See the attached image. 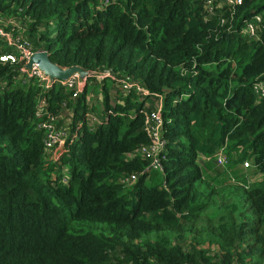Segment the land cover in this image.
Returning <instances> with one entry per match:
<instances>
[{"label":"trees","instance_id":"trees-1","mask_svg":"<svg viewBox=\"0 0 264 264\" xmlns=\"http://www.w3.org/2000/svg\"><path fill=\"white\" fill-rule=\"evenodd\" d=\"M206 5L0 0L5 31L92 73L73 97L0 61V264H264V98L252 88L264 80V0ZM11 51L0 36V55ZM122 78L147 93L118 89ZM50 130H68L57 158ZM247 161L260 174L249 183ZM231 170L240 179L222 178Z\"/></svg>","mask_w":264,"mask_h":264},{"label":"built area","instance_id":"built-area-1","mask_svg":"<svg viewBox=\"0 0 264 264\" xmlns=\"http://www.w3.org/2000/svg\"><path fill=\"white\" fill-rule=\"evenodd\" d=\"M242 0H207V9L212 12V9L214 8V4L216 3H222L228 6H231L234 8L237 4H240ZM255 20L259 22L260 16L255 15ZM248 35L251 37H256V27L252 21H247L246 27L244 29ZM0 36L5 40L7 45L9 47L13 48V51L8 53H2L0 55V61L1 62H8L11 64H17L18 63V72L20 73L23 80L27 79H34L40 85H42L44 88H50L54 84L63 85V87L67 88H73L75 91L72 93L73 97H76L78 93H80L85 85V80L87 77L91 76L92 73H89L87 76H85L83 79L79 77L78 74H73L71 77H69L66 80H54L51 81L47 76L43 74V72L35 65H31V67H27V64L30 61V58L32 54L36 51L31 48L27 43H24L19 36L13 37L10 32L5 31L2 27H0ZM65 68V67H62ZM95 76L97 80H103L106 77H111V73L109 71H96ZM117 88L122 91H142V93H147V91H144L138 84H136L133 80L129 78H122L120 80H117ZM253 91L255 95L258 98H264V80H257L253 83ZM90 98L86 100V102L90 103ZM83 118L86 119L88 124H95L100 123V119L97 115L93 114L92 112L86 111L83 113ZM153 120L155 122V126L151 128L152 136H153V146L151 147L150 151L153 155H158L159 158H154L153 160V166L161 168V162L160 160L165 157V154L163 152L164 148V140L160 137V126H161V119L158 114H155L153 117ZM78 126H80V123H77ZM76 133V131L74 132ZM76 134H73L72 137L69 139V142H72L75 138ZM68 138V130H50L47 136V139L45 140V145L47 149L49 150V153L52 154L54 158H57L64 146H66V141ZM161 152V155H160ZM163 152V154H162ZM218 156V162L224 163V157H222V154L219 152ZM251 166L250 162H244L241 167H244L243 172H245V178L246 181L249 183V181H253L251 174H248V168ZM130 181L135 180V175H131L129 178Z\"/></svg>","mask_w":264,"mask_h":264},{"label":"water","instance_id":"water-1","mask_svg":"<svg viewBox=\"0 0 264 264\" xmlns=\"http://www.w3.org/2000/svg\"><path fill=\"white\" fill-rule=\"evenodd\" d=\"M31 65L37 66L51 81L66 80L73 74H78L79 77L83 79L89 74L79 66H70L67 68L60 67L51 61L49 52L42 48L37 49L32 54L27 67H31Z\"/></svg>","mask_w":264,"mask_h":264},{"label":"rangeland","instance_id":"rangeland-1","mask_svg":"<svg viewBox=\"0 0 264 264\" xmlns=\"http://www.w3.org/2000/svg\"><path fill=\"white\" fill-rule=\"evenodd\" d=\"M221 153V152H220ZM200 161H202V160H200ZM199 161V162H200ZM219 163V162H218ZM251 168V166L248 168V174H251V176H252V179L253 180H256L257 179V177L259 178L260 177V174H255L254 175V172H255V170L254 169H251V170H249ZM241 170H244V167H241ZM240 173V169H237V175ZM256 173V172H255ZM223 179H227L228 181H231V182H234V181H236V180H238V179H240V178H237V176H235V170H231V171H229V174L226 176H224V177H222Z\"/></svg>","mask_w":264,"mask_h":264},{"label":"clouds","instance_id":"clouds-1","mask_svg":"<svg viewBox=\"0 0 264 264\" xmlns=\"http://www.w3.org/2000/svg\"><path fill=\"white\" fill-rule=\"evenodd\" d=\"M162 154H163V152H162ZM165 154V156H166V153H164Z\"/></svg>","mask_w":264,"mask_h":264}]
</instances>
